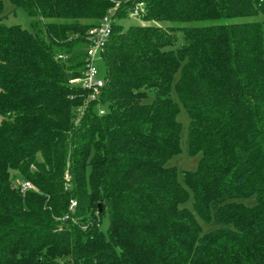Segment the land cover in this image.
Returning a JSON list of instances; mask_svg holds the SVG:
<instances>
[{
	"label": "trees",
	"instance_id": "1",
	"mask_svg": "<svg viewBox=\"0 0 264 264\" xmlns=\"http://www.w3.org/2000/svg\"><path fill=\"white\" fill-rule=\"evenodd\" d=\"M143 1V23L176 26L125 30L128 10L112 15L91 100L71 81L113 1L11 0L24 29L2 24L0 0V264H264V38L232 22L264 0ZM173 86L201 155L183 183L167 166ZM212 204L219 227L203 233Z\"/></svg>",
	"mask_w": 264,
	"mask_h": 264
},
{
	"label": "rangeland",
	"instance_id": "2",
	"mask_svg": "<svg viewBox=\"0 0 264 264\" xmlns=\"http://www.w3.org/2000/svg\"><path fill=\"white\" fill-rule=\"evenodd\" d=\"M5 9V17L3 19L2 24L5 26H12V25H19L24 29H30L31 19L27 17V15L22 11L15 9L12 5L11 0H1ZM232 22H257L260 23L262 26L263 31V38H264V13H259L251 18H240V19H234ZM116 24L122 25V27L126 30L131 26H137V25H156L160 27H169V26H176L173 23H143L142 20L138 17L129 16L128 18L122 20V21H116ZM198 26L204 25L203 23H198ZM182 43V39H179L178 46ZM94 66L96 67L99 77L101 79H104L106 76V65L102 58V54L100 52L97 53L95 60H94ZM179 77V74L175 77V82L177 81ZM173 84V85H174ZM172 99L178 103L179 105V111L177 113L176 119L177 122L180 125V133H179V147L180 152L173 156L167 163L168 167H173L176 169L178 173V181L180 183H183V177L182 173L184 171H195L198 167L199 161H200V154L199 155H191L189 153V117L186 113V110L182 104L179 103L178 97L176 95L174 86L172 89ZM15 175V174H14ZM21 179L16 176L15 177V184L20 183ZM193 195L190 193L188 201L185 203V207L191 211L194 212L193 209ZM247 206H253L255 204V199L251 198L245 201ZM216 205L212 204L210 207L211 217L210 220L205 222L203 220L198 219L199 225L202 229L203 233H207L211 230H214L219 227V222L216 217Z\"/></svg>",
	"mask_w": 264,
	"mask_h": 264
},
{
	"label": "built area",
	"instance_id": "3",
	"mask_svg": "<svg viewBox=\"0 0 264 264\" xmlns=\"http://www.w3.org/2000/svg\"><path fill=\"white\" fill-rule=\"evenodd\" d=\"M114 3L113 8L109 11V14L103 18L101 24L92 28L88 32V38L90 41V47L88 49L87 56V68L83 76L71 81V84L80 86L84 90L89 92L91 100H97L100 97L101 91L104 86V79L99 77V73L94 66V60L98 52L102 54L106 43L112 33V15L114 16L119 9L123 6L128 10V15L141 18L145 12V2L143 0H111ZM127 6V7H125ZM100 114L103 115L104 111L100 110ZM21 192L33 189L30 182H22ZM76 207L74 200L70 201L69 211L72 212ZM68 218V217H66Z\"/></svg>",
	"mask_w": 264,
	"mask_h": 264
}]
</instances>
